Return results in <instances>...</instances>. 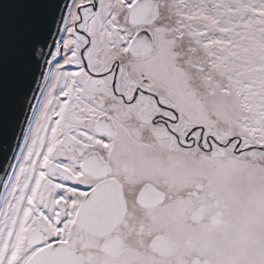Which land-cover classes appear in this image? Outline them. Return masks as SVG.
Masks as SVG:
<instances>
[{"label":"snow or ice","instance_id":"1","mask_svg":"<svg viewBox=\"0 0 264 264\" xmlns=\"http://www.w3.org/2000/svg\"><path fill=\"white\" fill-rule=\"evenodd\" d=\"M6 55L0 264H264V0H0Z\"/></svg>","mask_w":264,"mask_h":264},{"label":"water","instance_id":"2","mask_svg":"<svg viewBox=\"0 0 264 264\" xmlns=\"http://www.w3.org/2000/svg\"><path fill=\"white\" fill-rule=\"evenodd\" d=\"M29 12L26 5L19 4L6 13L4 19L6 52L14 34L27 23ZM29 85L32 89L37 88L35 82L31 81L23 70H17L15 74H12L6 55L3 101L0 104V170L7 168L8 163L13 162L11 158L18 151L17 144L20 143L18 137L21 135V125L25 120L24 113L31 114L27 101L23 102V111L20 108L25 92L29 100L32 98L33 93L28 90ZM2 177L3 172H0V178Z\"/></svg>","mask_w":264,"mask_h":264},{"label":"rangeland","instance_id":"3","mask_svg":"<svg viewBox=\"0 0 264 264\" xmlns=\"http://www.w3.org/2000/svg\"><path fill=\"white\" fill-rule=\"evenodd\" d=\"M16 154H18V151H17V153ZM14 162V161H13Z\"/></svg>","mask_w":264,"mask_h":264}]
</instances>
